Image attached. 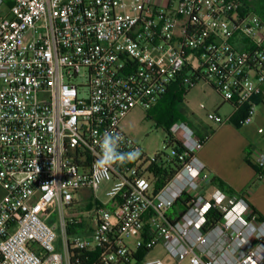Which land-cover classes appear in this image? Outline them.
Here are the masks:
<instances>
[{
  "label": "built area",
  "instance_id": "2783aa9c",
  "mask_svg": "<svg viewBox=\"0 0 264 264\" xmlns=\"http://www.w3.org/2000/svg\"><path fill=\"white\" fill-rule=\"evenodd\" d=\"M201 80L234 114L249 106L242 125L264 102V22L240 0H0V264H169L137 258L159 244L175 264H264V220L212 186L206 138L175 122V158L159 165L122 128L136 107ZM106 132L140 155L102 168ZM255 164L264 170V153ZM83 192L97 204L89 236L75 231Z\"/></svg>",
  "mask_w": 264,
  "mask_h": 264
},
{
  "label": "rangeland",
  "instance_id": "374dc122",
  "mask_svg": "<svg viewBox=\"0 0 264 264\" xmlns=\"http://www.w3.org/2000/svg\"><path fill=\"white\" fill-rule=\"evenodd\" d=\"M5 8L7 9L13 4V0H4ZM244 5L247 4L252 12H264V0H240ZM82 80L78 79V82ZM173 94L166 100L158 99L149 112L146 108L138 106L133 109L125 118L122 128L124 132L131 137L142 150L151 158H159L158 164H165L170 158H175L174 149L168 145V132L166 127L171 122L183 121L190 125H202L201 123H211L207 115L208 113L221 111L222 107H226L221 113L225 117L226 110L229 107L228 103L224 102L223 98L217 91L211 87L206 81H199L196 86L189 90L182 85H176ZM161 100V101H160ZM202 106L204 108H202ZM250 126L257 133L258 129L264 132V104L257 106L256 114L254 115ZM260 136H264V133ZM78 197V196H77ZM107 200L104 194H100L99 202L104 203ZM96 200L91 195H87V199L83 204L74 206V211L77 212L79 225L75 228L78 235L89 236L91 229L94 228ZM182 210L181 206H176L177 214ZM173 213V211H172ZM171 213V214H172ZM58 222L57 215L52 219ZM61 231L58 226L57 232ZM55 242V245L60 247V243ZM133 244V240H130ZM133 246V245H132ZM147 259L161 258L166 263L175 264L174 260L168 255L166 249L161 245H157L147 255ZM144 264V263H140Z\"/></svg>",
  "mask_w": 264,
  "mask_h": 264
},
{
  "label": "crops",
  "instance_id": "0c3cea01",
  "mask_svg": "<svg viewBox=\"0 0 264 264\" xmlns=\"http://www.w3.org/2000/svg\"><path fill=\"white\" fill-rule=\"evenodd\" d=\"M226 103L229 105L226 118L221 113L225 106L221 111H216L224 119L233 117L235 111L232 103ZM260 104L264 103L260 100L258 105ZM210 122L193 126L187 123L199 136L207 139L204 148L199 152L200 159L207 166L212 178L225 183L236 194L242 195L240 197H245L249 204L264 217V176L258 179V174L252 165L255 164L256 153H264V136H260L264 132L258 129L256 133L252 127L245 125L237 127L230 121L222 125ZM212 186L217 187L213 181ZM87 195L83 192L78 196V199H82L78 201L79 204L85 203Z\"/></svg>",
  "mask_w": 264,
  "mask_h": 264
},
{
  "label": "trees",
  "instance_id": "16d2710c",
  "mask_svg": "<svg viewBox=\"0 0 264 264\" xmlns=\"http://www.w3.org/2000/svg\"><path fill=\"white\" fill-rule=\"evenodd\" d=\"M246 6V9L248 11H252L250 9V7L245 4ZM264 22V12H261V13H256ZM176 85L178 84H174L168 91L167 93L162 97L161 100H166L169 96H171L174 92L173 90L175 89ZM160 100V101H161ZM256 101H260L259 98L256 99ZM264 103V102H262ZM149 112L152 111V108L150 109H147ZM248 111H249V106H244L242 107L236 114H234L233 117H231L230 119V122L235 124L237 127H240L242 126L241 122L243 120H245V118L248 116ZM175 122H171L170 124H168V126L166 127V131L168 132L170 127L174 124ZM170 141V144H171V138L169 137V140L168 142ZM176 142V141H174ZM180 145V143H178ZM249 163L250 160H247ZM253 167L255 168L257 174H258V179H261L263 176H264V170L263 169H260L256 164H252ZM178 169V166H176L174 163L170 164L167 168H165L164 170H161L158 172V176H157V182H156V185L157 187L160 186V184H162V180L163 181H166L168 179H170V177L176 172V170ZM213 182L214 184H216L217 187H219L220 189H222L223 191H225L226 193L232 195V196H242V195H238L236 194L233 190H231V188H229L225 183H223L222 181L220 180H217L216 178H213ZM186 205V200L184 199H180L176 206H185ZM251 207V210L254 214H257L259 216V218L261 220H264V217L254 208L250 205ZM208 218H209V221H208V226H212L214 224H216L217 222H219L222 218V214L218 211V210H215L213 209L212 211H210L209 215H208ZM151 251V249H145V250H141L138 255H137V258L138 259H142L144 257H146V255Z\"/></svg>",
  "mask_w": 264,
  "mask_h": 264
},
{
  "label": "clouds",
  "instance_id": "9594fccd",
  "mask_svg": "<svg viewBox=\"0 0 264 264\" xmlns=\"http://www.w3.org/2000/svg\"><path fill=\"white\" fill-rule=\"evenodd\" d=\"M122 139L123 138L118 133H105L101 144L103 155L102 158L97 161L102 168L111 167L114 164L123 165L126 162L135 160L140 155L138 150L129 152L119 151V145Z\"/></svg>",
  "mask_w": 264,
  "mask_h": 264
}]
</instances>
